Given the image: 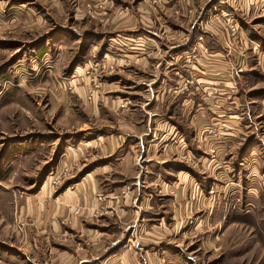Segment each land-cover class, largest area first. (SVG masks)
<instances>
[{"label":"crops","instance_id":"1","mask_svg":"<svg viewBox=\"0 0 264 264\" xmlns=\"http://www.w3.org/2000/svg\"><path fill=\"white\" fill-rule=\"evenodd\" d=\"M155 1L163 3L167 12L151 0H0V41L17 47L26 42L35 45L26 59L32 72L16 71L20 83H33L41 73L39 65L51 70L50 52L74 42L95 39L91 43L96 48L94 56L115 64L90 102L85 84L78 85L74 75L70 80L85 98L75 128L82 136L63 144L51 171L66 164L70 168L78 161L83 172L73 180L76 184L51 199L39 195L43 187L39 184L37 192L16 199V213H30L36 225L47 222L59 230L60 222L69 219L84 227L80 234L88 246L68 247L70 251L55 256L56 264H173L163 245L181 233L186 217L201 205H208L205 217L209 218L216 198L203 197L210 187L204 182L228 171L243 141L248 157L244 201L264 211V93L248 101L256 102L251 106L244 101L239 83L243 73L246 81L259 74L264 82V49L246 33L241 36L243 48L239 47L226 23L185 26L181 22L184 0L178 6L170 4L172 0ZM246 2L244 14L264 18L258 10L262 0ZM88 4L94 8L92 13L87 12ZM140 29L142 33L137 34ZM202 30L214 38L215 46L208 38L205 43L212 55L204 61H187L192 40ZM244 57L246 65L238 69ZM77 66L74 69L79 72ZM190 75L199 85L191 93L179 91L182 77ZM219 84L237 87L233 101L213 91ZM251 85L247 90L257 87ZM259 88L264 91V85ZM1 100L7 101L4 95ZM214 122L225 123L229 130L204 137L203 129ZM24 143L26 151L37 154L40 140H28L8 145L3 157L22 156ZM183 152L198 162L182 159ZM224 154L230 157L222 161ZM15 191L7 189L0 196L12 198ZM97 193L104 195L103 201L95 197ZM101 202L105 209L94 213ZM75 207L79 211L74 212ZM260 217L264 221V213ZM110 219L118 223V230L105 228ZM253 220L258 222L257 217ZM0 221H7L2 209ZM115 233L119 234L111 244L125 234L138 241V246L116 251L108 246L103 251V236Z\"/></svg>","mask_w":264,"mask_h":264},{"label":"rangeland","instance_id":"2","mask_svg":"<svg viewBox=\"0 0 264 264\" xmlns=\"http://www.w3.org/2000/svg\"><path fill=\"white\" fill-rule=\"evenodd\" d=\"M151 1L152 4L156 2L161 7L160 11L167 12L168 8L163 3ZM178 1L172 0L170 4L178 6ZM184 1L185 11L181 22L185 26H198L201 22L213 24L216 21L229 24L237 21L240 34L236 40L240 35L244 37L243 34L246 33L248 37L259 41L260 47L264 49V18L261 16L253 18L244 14L246 0ZM262 2L264 6V0ZM160 21L164 22V17ZM142 31L140 29L137 34ZM200 34H204L205 43L208 38V42L216 45L213 43L214 38L207 37L203 30ZM200 34L192 40L190 51L196 45V39ZM94 41L95 39H89L87 43L74 42L69 46L60 47L59 50H52L51 60L54 61H50L53 63L51 70H45L43 65H39L38 71L41 73L37 79L33 83L26 80L23 84L16 80V71L20 73L24 71V75L32 72L30 62L26 59L33 52L35 45L26 42L17 47L15 43L0 41V88L3 89L0 93V114L4 111V115H0L3 118H0V192L3 194L9 189L13 193V190H16L15 194H12L13 200L6 196L7 194L0 196V209L7 218V221H0V264H56L55 256L65 254L70 249L68 247H73L74 244H77V247L88 246L86 238L80 234V229L84 227L79 228L69 219L60 222L62 226L59 230L47 222V225H36L30 213L24 212L23 216L16 213V199L37 192L39 184L40 186L43 184L39 195L47 194V198L51 199L63 192L66 187L72 188L76 184L73 180L78 179L83 172L78 161H75L77 165L72 163L70 168L69 164H66L57 167L55 172L51 169L57 162L63 144L75 142L76 138L82 136L75 128L79 125L80 109L85 98L70 80L77 77L78 85L80 82L86 84L85 67L99 59V56H94L96 48L91 45ZM243 42L244 39L242 45ZM236 43L240 47V41L237 40ZM146 49H149L148 46ZM19 61L21 64L15 65ZM75 66L80 73L74 69ZM7 74L9 76L5 78ZM245 77L247 76L244 73L241 74L240 89L244 101L252 106L256 102L248 101H256L257 96L264 93L259 88L264 82L259 74L251 75L248 81ZM251 84H256L257 87L247 90L253 86ZM5 86L8 87L6 90ZM3 95L4 99H7L6 103L1 100ZM94 95L88 98L86 94L87 100L89 102L93 100ZM5 117L8 118V123L4 122ZM28 140H40L37 154L26 151L24 143L22 156L18 155L17 159H14L13 155L8 159L3 157L10 145ZM235 153L228 171L215 177L216 181L213 179L204 182L210 187L204 190L203 197L212 195L216 198L214 210L209 218L205 217L208 205H201L198 212L186 217L180 228L181 233L173 237L168 246L163 245L166 247L164 251L168 253L169 261L173 264H264V221L259 218L264 211L257 206L250 207L251 205L244 201V195L246 196L244 169L248 158L246 154L244 155V141L240 148L235 149ZM229 157L230 154L222 155V161ZM226 183H229L227 187L224 186ZM262 184L264 185V181ZM212 189L214 192H211ZM99 205L98 203L94 213L97 210L100 213ZM104 209L105 207L102 210ZM10 211H13L12 216ZM106 213L105 215L109 216ZM256 217L258 222L253 220ZM117 225V222L110 219L106 222L105 228L114 231L118 230ZM118 234H105L103 246L100 248L104 251L109 246L112 251H116L123 246H138V241L125 234L122 239L111 244ZM162 263L166 264L164 261Z\"/></svg>","mask_w":264,"mask_h":264},{"label":"built area","instance_id":"3","mask_svg":"<svg viewBox=\"0 0 264 264\" xmlns=\"http://www.w3.org/2000/svg\"><path fill=\"white\" fill-rule=\"evenodd\" d=\"M101 5L102 4H100L99 6ZM258 10L262 11L264 14V6L262 7L260 6ZM93 11H94V8L92 7V5L88 4L87 12L92 13ZM229 25H230V29L234 37L239 36L240 34L239 23L236 21V22L229 23ZM203 37H204L203 34H200L198 36V38L196 39V45L190 51V54L186 57L187 61H191L195 58L198 59L199 61L200 60L204 61L205 59H208L212 55V52L209 49V47L205 44ZM237 40L240 41L241 43L240 47H241L242 40H243L241 35L240 37H238ZM245 59L246 57H244V62L242 61L241 64L238 65V69H241L243 66L246 65ZM85 68H86L85 70V73H86L85 90H86V94L88 95V98H90L92 95L99 92V90L101 89L102 78L105 75L111 74L115 70V64L109 63L104 57H102L97 60H94L92 63H90L88 67L86 66ZM198 85H199L198 80L194 75L184 76L182 77L180 83L177 85V89L184 93H191L194 90V88L197 87ZM213 91L216 94L224 95L225 100L233 101L236 95V92H237V87L235 85L227 86V85L219 84L215 86ZM221 129H223V134H224L225 131L229 130V126L225 125V123H218V122L211 123V125H208L207 127L203 129L204 137H210L212 135L218 136ZM212 151L214 152V149H212ZM180 156L184 160H189L193 163L198 162L197 157L191 156L190 154H188V152H183L180 154ZM211 192H214V189H212ZM96 196L99 201H103V198H104L103 194L97 193ZM99 204H100L99 205L100 210L102 211L105 205L103 202ZM78 210H79V207H75V211L77 212Z\"/></svg>","mask_w":264,"mask_h":264}]
</instances>
